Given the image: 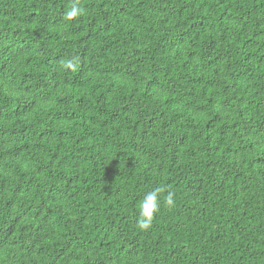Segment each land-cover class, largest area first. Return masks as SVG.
<instances>
[{"label": "trees", "instance_id": "1", "mask_svg": "<svg viewBox=\"0 0 264 264\" xmlns=\"http://www.w3.org/2000/svg\"><path fill=\"white\" fill-rule=\"evenodd\" d=\"M73 2L0 0V264H264V0Z\"/></svg>", "mask_w": 264, "mask_h": 264}, {"label": "clouds", "instance_id": "2", "mask_svg": "<svg viewBox=\"0 0 264 264\" xmlns=\"http://www.w3.org/2000/svg\"><path fill=\"white\" fill-rule=\"evenodd\" d=\"M84 8L80 6L78 0L73 2L64 13V18L68 21L79 18L84 15ZM66 68L73 67L72 61H68L65 65ZM166 192V196L163 195ZM161 199L164 200L169 207L174 205V193L166 190L163 186H158L148 191L141 199L138 205L139 217L137 225L140 229H149L155 217L161 210Z\"/></svg>", "mask_w": 264, "mask_h": 264}]
</instances>
